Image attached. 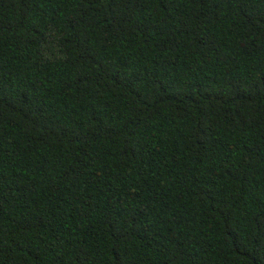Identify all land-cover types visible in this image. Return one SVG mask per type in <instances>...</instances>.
<instances>
[{"label": "trees", "instance_id": "16d2710c", "mask_svg": "<svg viewBox=\"0 0 264 264\" xmlns=\"http://www.w3.org/2000/svg\"><path fill=\"white\" fill-rule=\"evenodd\" d=\"M0 264H264V0H0Z\"/></svg>", "mask_w": 264, "mask_h": 264}]
</instances>
